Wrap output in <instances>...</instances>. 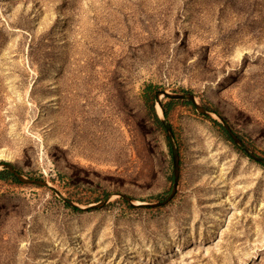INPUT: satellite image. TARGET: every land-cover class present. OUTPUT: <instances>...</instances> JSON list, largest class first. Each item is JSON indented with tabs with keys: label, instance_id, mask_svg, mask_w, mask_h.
<instances>
[{
	"label": "rangeland",
	"instance_id": "rangeland-1",
	"mask_svg": "<svg viewBox=\"0 0 264 264\" xmlns=\"http://www.w3.org/2000/svg\"><path fill=\"white\" fill-rule=\"evenodd\" d=\"M159 91L264 159V0H0V166L52 187L0 181V264H264V169L194 107L175 199L117 196L171 193Z\"/></svg>",
	"mask_w": 264,
	"mask_h": 264
},
{
	"label": "water",
	"instance_id": "water-1",
	"mask_svg": "<svg viewBox=\"0 0 264 264\" xmlns=\"http://www.w3.org/2000/svg\"><path fill=\"white\" fill-rule=\"evenodd\" d=\"M161 98H166L170 101H179V102H187L190 103L197 113H199L202 116H205L209 119H211L214 122H218L222 124L224 130L227 132L228 136L232 140L233 145L238 148L240 151L245 153L251 160H253L255 163L263 165L264 166V159L255 155L252 151L248 149V147L243 143L241 138L236 135L231 127L227 125L215 112L211 111L210 109L203 107L199 105L196 101V97L193 94L190 93H168L165 91H159L157 93V98L156 101L160 105V100ZM160 111L162 117H160L161 124L166 132L171 155H172V162H173V185L171 189L170 195L161 203H156V204H143V203H135L134 200H132L130 197H127L125 195H117L123 200H125L128 204L134 207H150V208H161L164 206H167L170 204L176 197L177 192H178V186H179V180H180V155H179V149L175 140V135L173 133L171 125L168 123V121L165 118L164 115V108L160 105ZM0 167L5 168L7 171H9L17 180L19 183L24 184V185H32V186H38V187H43V188H52L49 183L43 180L39 179H31L27 178L23 175H21L16 169H14L11 165L8 164H2ZM56 195L66 204H68L70 207L74 209H80V210H91V209H98L103 207L108 201L109 197L105 199L103 202L95 204L93 206H90L85 209H81L78 205L75 203L67 200L66 198L63 197V195L54 190Z\"/></svg>",
	"mask_w": 264,
	"mask_h": 264
},
{
	"label": "trees",
	"instance_id": "trees-1",
	"mask_svg": "<svg viewBox=\"0 0 264 264\" xmlns=\"http://www.w3.org/2000/svg\"><path fill=\"white\" fill-rule=\"evenodd\" d=\"M177 103H180V104H183L185 106H191L193 107L190 103H187V102H174V101H169L167 104H168V108L166 106H164V115L166 118H168L169 116V112L170 110L177 104ZM152 114L154 116V120L155 122L158 124V125H161V121L159 119V117L157 116V113H156V110L154 108V106L152 107ZM214 122V121H213ZM215 123V122H214ZM217 124V123H215ZM219 127H221L219 125ZM222 128V127H221ZM173 130V129H172ZM224 135L226 136L227 138V141L231 142L232 143V140L230 139V137L228 136V134L226 133V131L224 129H222ZM174 133V132H173ZM240 153H242L246 158H248L249 160H251L247 155H245L242 151H240L238 148H236ZM252 161V160H251ZM181 164V162H180ZM260 165V164H259ZM261 167H263L264 169V166L263 165H260ZM0 181H4V182H12L14 184H21L18 182V180L7 170H4L2 172H0Z\"/></svg>",
	"mask_w": 264,
	"mask_h": 264
}]
</instances>
